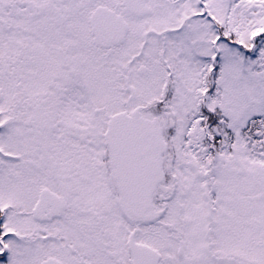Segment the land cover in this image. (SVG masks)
Returning a JSON list of instances; mask_svg holds the SVG:
<instances>
[{
  "label": "snow or ice",
  "instance_id": "6c2138e0",
  "mask_svg": "<svg viewBox=\"0 0 264 264\" xmlns=\"http://www.w3.org/2000/svg\"><path fill=\"white\" fill-rule=\"evenodd\" d=\"M0 264H264V0H0Z\"/></svg>",
  "mask_w": 264,
  "mask_h": 264
}]
</instances>
